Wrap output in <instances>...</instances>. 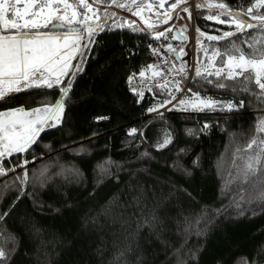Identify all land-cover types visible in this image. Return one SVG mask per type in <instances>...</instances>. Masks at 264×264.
Wrapping results in <instances>:
<instances>
[{
	"label": "trees",
	"instance_id": "1",
	"mask_svg": "<svg viewBox=\"0 0 264 264\" xmlns=\"http://www.w3.org/2000/svg\"><path fill=\"white\" fill-rule=\"evenodd\" d=\"M204 1L239 12L252 3ZM196 11L204 33L198 37L211 51L230 48L227 40L206 37L234 26L206 18L216 10ZM249 33L257 40L264 35L249 29L230 39L246 48L244 40L253 42ZM148 38L121 26L101 30L59 85L28 87L0 100V112L64 104L59 125L45 127L27 151L1 158L7 175L0 176V215H8L0 221V250L7 254L0 264H264V202L257 199L264 183L234 179L242 157L255 151L247 145L264 105L251 94L216 87L215 75L194 74V94L223 101L215 110L179 111L180 103L169 114L147 116L127 79L147 59L139 49ZM231 101L238 110H220ZM25 171L27 182L15 179ZM140 190L145 217L151 220L154 209L156 219L137 230L139 215L121 221L135 211L127 206Z\"/></svg>",
	"mask_w": 264,
	"mask_h": 264
},
{
	"label": "snow or ice",
	"instance_id": "2",
	"mask_svg": "<svg viewBox=\"0 0 264 264\" xmlns=\"http://www.w3.org/2000/svg\"><path fill=\"white\" fill-rule=\"evenodd\" d=\"M131 3L136 7L135 11H132L131 8H129V11H132L133 15H140L145 7L143 0H140L139 3L137 0H131ZM187 3L188 0H173L170 7L175 10L180 4ZM61 5L63 6L62 9ZM79 6L92 11L88 0H79ZM118 6L125 7L124 4ZM160 6L162 7L163 4ZM72 7L69 0H0V85H3L0 88V100H3L9 92L21 91L22 86L40 88L46 85L48 88H52L54 83L57 85L61 83V76L67 75L66 70L69 66L64 59V49L69 46L67 43L68 36L30 34V32L48 28L49 25L52 29L67 31L63 22L71 25L77 17L75 10L71 12V17L67 15L66 10ZM146 7L151 11L153 5L148 4ZM196 7L198 9H215L217 10L216 13L209 15L206 17L207 19L215 20L219 24H227L229 27L234 26L233 31H223L222 35H209L206 37L209 41L227 40L231 45L230 48H225L223 53L218 49L213 50V55L219 56L222 63L215 73L209 72L207 75L216 76V87L227 88L234 93L251 94L259 103L264 105V35L257 40L249 33V39L253 42L248 43V40H244L246 48L234 39H230L237 35L242 37L249 29H257L264 34V11H262L264 10V0H252V3L240 12H233L224 3H205L204 0H200ZM182 11L188 13V18L191 19V12L187 6L183 7ZM62 12L63 14H60ZM81 15L85 21L92 18L86 13H81ZM221 16H227L229 19H221ZM168 19H171V16L165 14L164 22L167 23ZM53 21L60 23H53ZM251 21H258L259 23L254 24ZM87 31L91 36L93 29L87 27ZM197 33L200 36L204 35L199 28H197ZM72 34H74V30ZM159 35L162 36L164 33L160 32ZM156 38L159 39V36ZM75 39L78 41L81 37L77 35ZM61 40L64 43H60ZM157 51L154 50V54ZM213 66L215 67V64ZM152 67V65L148 66V68ZM225 68H227L226 72L224 71ZM180 71L183 72V69ZM144 75V71L139 73L141 77H144ZM195 75L202 77L203 73L197 68L195 69ZM132 79L133 77H129L130 81ZM225 79L234 81V83L225 84L223 82ZM206 82L213 83L209 80H206ZM68 83L70 84L71 81ZM69 90L67 87L62 89L65 97H67ZM177 90H180L178 83ZM188 91H191V89H188ZM197 98L199 99V97ZM62 103L61 101L57 105L61 110ZM168 103H171V101H168ZM181 103H184V101H181ZM243 104L244 101L242 100L240 107H243ZM163 106L161 105V107ZM194 107L199 108L201 111L204 108L215 110L217 102L201 99L200 104L194 105ZM225 109L227 111L238 110L231 102L220 106L221 111ZM149 111H157V109L152 108ZM40 112V109L25 111L23 108H19L0 113V158L11 157L13 153L25 152L37 143V135L42 131L44 123V118L40 115ZM254 132L256 134L247 145V149H253L255 146V151L246 157H242L245 159V163L243 167L238 166L237 175L234 178L241 183H264V118H261L254 126ZM135 133L136 129H132L129 134L133 135ZM167 143L168 140H165L160 147H165ZM28 163L29 161L25 160L23 164L18 166L24 168ZM112 163L114 162H106L109 166ZM2 164L3 159H0V176L7 175V172L2 168ZM100 168L102 172H107L104 165H101ZM15 170V168H12L8 171L14 172ZM28 175V172L25 171L22 177L18 176L15 179L27 182ZM144 199L145 196L142 190L132 196L127 207H135V211L128 216L127 220H122V224L130 223L136 219L137 215L140 217L139 220H136L137 230L145 224H151L155 221L154 209L150 210L152 213L151 220L145 217ZM257 199L264 202V188L258 193ZM236 206L240 207L238 203ZM121 207L124 206L121 205ZM126 211L127 209H125ZM7 215L8 213L0 215V221H3ZM123 215L124 213L121 214V216ZM6 256L7 254L0 250V260L6 259ZM177 264H182V262L178 261Z\"/></svg>",
	"mask_w": 264,
	"mask_h": 264
},
{
	"label": "built area",
	"instance_id": "3",
	"mask_svg": "<svg viewBox=\"0 0 264 264\" xmlns=\"http://www.w3.org/2000/svg\"><path fill=\"white\" fill-rule=\"evenodd\" d=\"M192 1L188 6L191 19L188 18V13L181 9L176 21L160 31L164 35L160 36V32L148 34L149 38L140 45L142 49H139L141 53H147V59L138 68L132 69L128 75L129 89L137 97L138 102L147 109V116L169 114L193 93L198 33L197 11L195 2ZM177 33L182 40L177 39ZM154 50H158L156 54ZM149 65L153 67L148 68ZM141 71L145 72L144 77L139 76ZM129 77L133 79L130 81ZM177 83L180 90H177ZM152 108L157 111L150 112L149 109Z\"/></svg>",
	"mask_w": 264,
	"mask_h": 264
},
{
	"label": "flooded vegetation",
	"instance_id": "4",
	"mask_svg": "<svg viewBox=\"0 0 264 264\" xmlns=\"http://www.w3.org/2000/svg\"><path fill=\"white\" fill-rule=\"evenodd\" d=\"M137 2L139 3L140 0H137ZM69 3H71L73 7L66 10L67 15L71 17V12L75 10L77 12V17L71 25L63 22L64 28L67 29V31L64 29H52L51 25H49L48 28H41L39 30H32L30 32V34L39 33L45 35L68 36L67 43L69 46L67 49H64V59L69 65L66 70L67 73L72 72V70L77 66L87 44L91 43L101 30L119 25H117V19H123V25L125 26L124 28L133 30L135 32H143L149 34L148 31L156 29L155 26L158 25L159 19H163L165 14L169 15L173 12L170 7L172 3L169 6H165L163 4L164 6L161 7V0H145V3L143 2L145 7L142 13L140 15H134L143 23L145 27V29H143L140 26L139 22L127 16H118L117 12H115V10L113 9V7L119 8L129 14H132V11H135L136 6L131 3V0H88V3L91 5L92 11H88V9L80 7L79 0H69ZM119 4H124L125 7H119ZM148 4L153 5L151 11H149L146 7ZM100 6H103V8H101ZM62 8L63 6L61 5V9ZM129 8H131L132 11H129ZM81 13H86L92 18L85 21L83 20V16L81 15ZM60 14H63V12ZM53 23L60 22L53 21ZM129 25L132 26L130 27ZM149 25H151V27H149ZM87 27H91L93 29L91 36H89ZM73 30L74 34H72ZM77 35L81 37V39H79L78 41L75 39ZM60 43H64V41L61 40ZM74 44L75 46H73ZM65 76L66 75L61 76V79H63V77Z\"/></svg>",
	"mask_w": 264,
	"mask_h": 264
},
{
	"label": "rangeland",
	"instance_id": "5",
	"mask_svg": "<svg viewBox=\"0 0 264 264\" xmlns=\"http://www.w3.org/2000/svg\"><path fill=\"white\" fill-rule=\"evenodd\" d=\"M161 4H164L162 2V0H161ZM123 22L124 21L122 18L117 19V25L119 24L118 26L123 25ZM163 23H165L164 18L158 20V24H163ZM121 27L123 28L125 26L123 25ZM198 38H199V42L197 39L198 45H197V52H196V68L195 69H197V68L200 69L201 73H203V76L201 78H205V77L209 76V75H207V73H209V72L215 73L218 70V68L220 67L222 61H221L220 57L213 55V51L210 50V45L206 42V40L203 37H201V38L198 37ZM214 49H216V47ZM214 64H215V67L213 66ZM224 71L226 72L227 68H225ZM233 83H234V81H231V80L226 81V84H233ZM2 87H3V85H0V88H2ZM25 88H28V87L22 86L21 90H23ZM13 93H16V92H9V93H7L6 96L13 94ZM197 97H199V99ZM201 99L215 101V102H217V107L219 106L220 103L223 102L221 99H219L216 96L203 95V94H195L194 95V93H192L184 99V103L180 104V107L178 108V110L179 111H189V112L201 111V110H199V108L194 107V105L200 104ZM60 102L61 101H58L55 105H52V106H44L41 108H36V109L41 110L40 115L44 118L42 130L47 126H50V125L57 126L60 124V119L63 115V110H64V104L63 103H62V110H61V108L57 107V105ZM231 103L234 104L233 101H231ZM15 109H19V108L1 111L0 113L8 112V111L15 110ZM24 110L30 111L27 109H24ZM204 110H208V108H204ZM41 132L42 131H40L38 133V135ZM38 135H37V137H38Z\"/></svg>",
	"mask_w": 264,
	"mask_h": 264
},
{
	"label": "water",
	"instance_id": "6",
	"mask_svg": "<svg viewBox=\"0 0 264 264\" xmlns=\"http://www.w3.org/2000/svg\"><path fill=\"white\" fill-rule=\"evenodd\" d=\"M192 0H188V3L187 4H181L179 7H177L173 12H172V14H169L170 16H171V19H168L167 20V23H164L161 27H159V28H157V29H155V30H152V31H148V33L149 34H153V33H156V32H160V31H163L164 29H166L167 27H169L170 25H172L175 21H176V19H177V15H178V13H179V11L183 8V7H185V6H190L191 4H192ZM194 2L195 3H199L200 2V0H194ZM205 2V1H204ZM206 3V2H205ZM101 8H103V6H100ZM113 9L115 10V12H117V15L118 16H127V17H130V18H132V19H134V20H136L137 22H139V24H140V26L143 28V29H145V27H144V25H143V23L140 21V19L139 18H137L136 16H134V15H132V14H129V13H127V12H125V11H123V10H121V9H119V8H115V7H113ZM205 9H207V8H205ZM213 10H215V9H213ZM217 11V10H216ZM233 12H239V11H233ZM252 23H254V24H257V23H259L258 21H251ZM176 37H177V39L178 40H182V37L177 33L176 34Z\"/></svg>",
	"mask_w": 264,
	"mask_h": 264
}]
</instances>
